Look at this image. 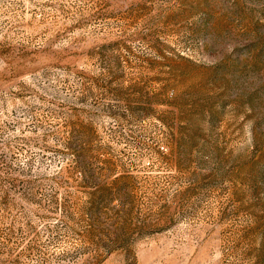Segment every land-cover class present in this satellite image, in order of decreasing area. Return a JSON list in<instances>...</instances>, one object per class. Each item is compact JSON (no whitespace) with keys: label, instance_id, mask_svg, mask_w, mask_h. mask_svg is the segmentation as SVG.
Here are the masks:
<instances>
[{"label":"rangeland","instance_id":"obj_1","mask_svg":"<svg viewBox=\"0 0 264 264\" xmlns=\"http://www.w3.org/2000/svg\"><path fill=\"white\" fill-rule=\"evenodd\" d=\"M0 264H264V0H0Z\"/></svg>","mask_w":264,"mask_h":264}]
</instances>
